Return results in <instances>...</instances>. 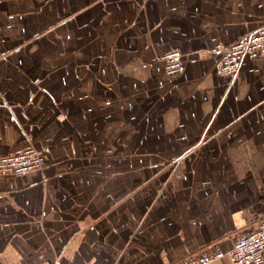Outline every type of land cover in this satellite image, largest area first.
<instances>
[{
	"label": "crops",
	"instance_id": "1",
	"mask_svg": "<svg viewBox=\"0 0 264 264\" xmlns=\"http://www.w3.org/2000/svg\"><path fill=\"white\" fill-rule=\"evenodd\" d=\"M263 26L264 0H0V154L46 160L0 176V264H179L256 229L264 56L224 77L210 48Z\"/></svg>",
	"mask_w": 264,
	"mask_h": 264
},
{
	"label": "built area",
	"instance_id": "2",
	"mask_svg": "<svg viewBox=\"0 0 264 264\" xmlns=\"http://www.w3.org/2000/svg\"><path fill=\"white\" fill-rule=\"evenodd\" d=\"M210 52L215 56L217 73L233 77L245 59L264 56V26L240 35L230 45L218 42ZM183 56L181 50L171 48L160 57L166 75L171 77L182 71ZM45 163L41 151L29 145L10 154H0V176L25 175L43 169ZM222 258H228L232 264H264V216L258 219L256 229L239 235L231 248L206 249L182 259L179 264H212Z\"/></svg>",
	"mask_w": 264,
	"mask_h": 264
}]
</instances>
